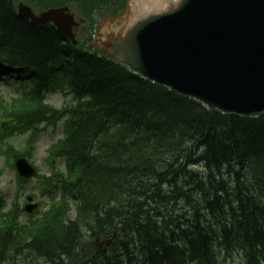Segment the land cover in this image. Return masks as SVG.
I'll list each match as a JSON object with an SVG mask.
<instances>
[{"label":"trees","instance_id":"trees-1","mask_svg":"<svg viewBox=\"0 0 264 264\" xmlns=\"http://www.w3.org/2000/svg\"><path fill=\"white\" fill-rule=\"evenodd\" d=\"M30 1H80L86 40L96 9L118 13L127 3ZM0 63L22 75L20 95L0 94V141L12 167L18 156L31 159L46 127L62 122L63 130L47 150L50 175L40 176L48 210L20 223L23 210L15 203L3 212L0 193V264H223L234 254L239 264H264V114L211 111L84 43L72 46L51 24L18 17L14 0H0ZM49 92L62 95L61 107L45 100ZM16 136H25L19 149ZM131 220L94 251L97 236Z\"/></svg>","mask_w":264,"mask_h":264},{"label":"water","instance_id":"water-1","mask_svg":"<svg viewBox=\"0 0 264 264\" xmlns=\"http://www.w3.org/2000/svg\"><path fill=\"white\" fill-rule=\"evenodd\" d=\"M172 5L143 17L132 10L110 28L124 34L99 30L97 46L142 77L211 110L263 113L264 0H177ZM18 14L34 23L53 21L71 39L78 25L67 7L35 16L20 3ZM15 164L22 176L35 174L26 159Z\"/></svg>","mask_w":264,"mask_h":264},{"label":"rangeland","instance_id":"rangeland-1","mask_svg":"<svg viewBox=\"0 0 264 264\" xmlns=\"http://www.w3.org/2000/svg\"><path fill=\"white\" fill-rule=\"evenodd\" d=\"M19 1L25 2V0H14L15 4L19 3ZM79 3L80 1L76 4L73 2L67 3L71 7V11L75 13L77 19H80L79 16H81L80 15L81 9L79 8L80 6ZM27 4H29L35 10H39L40 8H43L42 6L39 5L38 2L30 1ZM105 6L106 5L104 4L102 7L96 9L93 12V15L99 21V22L97 21V27L100 26L99 27L100 33L102 30H107L111 28L113 25L117 27L120 23H122L121 17L113 18L110 21V20H107L108 18H106L108 16H105L103 14L100 15V11L96 13L97 10H100L102 8H105V10H103L105 11L104 13L108 12L109 8ZM90 10H91V7H89L88 12H90ZM128 13L129 14L132 13V5H131L130 0L128 3V8L125 9L121 13V15H126ZM114 16L115 15L111 14V17H114ZM85 26H86L85 22L80 23L79 28L76 29V39L78 40L83 39V37L86 34V31L84 29ZM97 27L94 32V35H95L94 37H96ZM92 45L93 46L97 45L94 40L92 41ZM15 78H20V75H18L17 73L8 75L7 72L5 73V66L0 65V91L5 99L14 97L20 92L19 88L15 84L16 83ZM45 100L55 107H60L63 103V97L58 92L48 93L45 97ZM61 136H62V124H58L54 128H51V127L46 128L45 131L41 132L38 139L36 140L34 144V148L32 150L31 161L34 165L38 167L39 173L44 174V175L50 174V167L44 160V158L46 157V149L51 143H53L56 139H58ZM24 138L25 136H17V137L12 138L11 142L16 148L19 149L24 143ZM55 163L59 169L64 168V164L62 160L60 159L56 160ZM0 168H2L3 170L2 176L0 178V191L6 203V205L2 208V210H6L9 207L11 200L15 194V189H16L15 172L9 165L6 164L5 156L3 155H0ZM40 187L41 185L36 178L30 179L29 182L26 183L24 189L21 191V194L19 197V203L22 204L25 201V195L29 193H33L36 195V200L41 202L38 208L46 209L48 206L49 199L46 196H43L40 194V191H39ZM57 194H58V191H57ZM70 215H71V218H74L75 212L71 211ZM25 218L26 216L23 214L20 220L23 221L25 220ZM225 264H232V263L226 262Z\"/></svg>","mask_w":264,"mask_h":264},{"label":"bare ground","instance_id":"bare-ground-1","mask_svg":"<svg viewBox=\"0 0 264 264\" xmlns=\"http://www.w3.org/2000/svg\"><path fill=\"white\" fill-rule=\"evenodd\" d=\"M176 1L177 0H132V4L134 6V10L138 11L136 16L137 17H139V16L143 17L145 15L157 13V12L163 11L167 8H170L169 6H171ZM172 6H171V8H172ZM108 32L111 33L110 35H112L113 37L115 35H118V34L119 35L124 34V32H123V34H121L120 30L116 31V28L114 30L111 29V32L110 31H108ZM201 168H202L203 172H205L206 169H208V168H206V166L204 164L202 165Z\"/></svg>","mask_w":264,"mask_h":264}]
</instances>
